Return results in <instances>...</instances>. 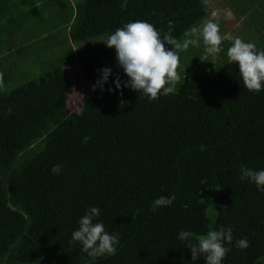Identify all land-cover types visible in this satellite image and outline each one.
<instances>
[{"label": "trees", "instance_id": "1", "mask_svg": "<svg viewBox=\"0 0 264 264\" xmlns=\"http://www.w3.org/2000/svg\"><path fill=\"white\" fill-rule=\"evenodd\" d=\"M227 2L244 25L257 27L261 19L264 38V0ZM206 5V0H0V264H206L203 256L192 261L179 233L198 237L221 227L233 229L222 264H264V193L240 180L242 165L264 170V87L248 91L238 65L228 62L234 38L223 39L216 60L205 53L202 40L199 47L181 50L182 81L174 93L151 102L123 87L129 78L117 65L115 49L103 43L138 20L152 24L162 40L170 32L183 43L195 38L192 26L207 22ZM36 17L45 24L24 28ZM51 28L65 34L54 45L71 41L84 47L55 52L52 62L53 46L30 47L36 36L30 32ZM20 36L18 47L14 41ZM250 42L264 50V39L253 36ZM28 47L37 55L50 52L44 61L48 70L16 87L10 57L30 55ZM67 65H78L90 88L81 112L67 109ZM108 67V83L93 91ZM54 165L61 166L59 175L51 171ZM173 194L170 206L152 210L155 199ZM90 207L100 209L94 223L119 234L115 255L93 259L79 242L70 243ZM243 238L249 247L241 250L236 241Z\"/></svg>", "mask_w": 264, "mask_h": 264}, {"label": "clouds", "instance_id": "2", "mask_svg": "<svg viewBox=\"0 0 264 264\" xmlns=\"http://www.w3.org/2000/svg\"><path fill=\"white\" fill-rule=\"evenodd\" d=\"M190 34L195 38L186 39L183 43L178 42L170 32L166 33L162 40L152 24L138 20L118 28L103 43L108 48L115 49L117 65L129 78L123 87L143 93L151 102L161 95L168 96L174 93L175 86L180 81L177 70L181 50H187L189 45L199 47L202 40L206 54L215 55L221 51L223 37L219 25L212 20H208L201 27L192 26ZM166 45H171L173 50H169ZM226 54L230 64L238 65L244 87L250 92L259 93L264 87V50L258 51L254 43L244 42L240 37H236ZM201 61L205 62L202 59ZM101 72L102 77L93 86V91L97 88L103 90L104 84L108 83L112 75L110 67L102 69ZM121 87V81L117 76L115 88ZM108 91L114 92L111 88ZM122 106H124L123 101L120 104L121 108ZM51 171L59 175L61 166L54 165ZM240 173L241 181L248 180L254 183L257 190L264 193V170L256 171L242 165ZM175 199L174 194L167 198L161 196L153 201L152 210L170 206ZM224 209L228 208L224 207ZM99 215L98 207H90L80 218L79 228L72 233L70 241V243L79 242L82 251L93 259L115 255L116 246L120 242L118 233L109 234L105 231L103 223H94V219ZM193 238L195 242H192ZM179 239L186 242L192 261H197L203 256L206 264H222L227 253L231 251V248L225 247V243L232 244L233 229L221 227L219 230H210L206 235L198 237L191 231H181ZM236 247L241 250L249 247L247 238L237 240Z\"/></svg>", "mask_w": 264, "mask_h": 264}, {"label": "rangeland", "instance_id": "3", "mask_svg": "<svg viewBox=\"0 0 264 264\" xmlns=\"http://www.w3.org/2000/svg\"><path fill=\"white\" fill-rule=\"evenodd\" d=\"M206 2L207 10L210 12V17L208 18V20H212L219 25L220 34L223 39H233L236 37H240L242 40H244V42H250L253 36L255 39H264L260 37L262 35V30L260 29V27L262 26L261 19L257 21V27L253 23H251L249 26H246L248 23L244 25L245 22L241 18L234 15L231 12L232 10L230 11L231 7L227 0H206ZM257 8L258 7H255V9ZM214 13L215 15H213ZM37 18L38 17H36V19L28 18V21L24 22V28H27L31 25H36L38 23L39 26L45 24L40 23V19L38 20ZM52 24L53 23H51V25ZM223 30H226L225 35L223 34ZM27 33L21 34L25 41L27 38ZM58 33H60V30H56L54 28H51L49 30L32 31L30 32V34L36 36L35 38H33V40L30 41V47H32L35 51L43 47L47 48L53 46V56L50 57L52 59L54 58L52 62H56L58 58L55 55V52L65 53L71 46L73 47L74 52L77 53L81 48L84 47V45L72 44L71 41H68L66 45H63L61 47L54 45L59 39H65V34H63L62 36H58ZM21 36L20 38L15 40L16 42L14 41V43H17L18 47H20L21 45ZM67 37L68 35L66 36V38ZM30 47H28L30 55L26 53L20 56L12 55V57H10L12 63H9V71H14V73H16V82L18 83L16 87L40 77L42 73H46L48 70L47 66H45L44 64V61L47 59V55L50 54V52L47 51V53L37 55L34 53V51H31ZM211 56L213 60L217 59L216 54ZM205 57H207V55ZM180 67L181 65H179L177 71L180 76V81H182V75L184 71ZM64 70L71 85V89L66 96L67 109L70 113L81 112L82 104L84 102V95L85 93L89 92L90 88L85 86L84 78L80 72L81 68L78 65H67L64 67ZM180 81L175 86V90L176 87L180 84ZM9 262L11 263V260Z\"/></svg>", "mask_w": 264, "mask_h": 264}]
</instances>
